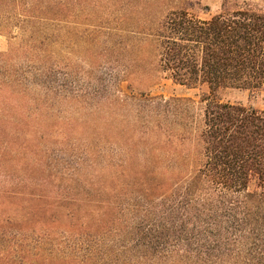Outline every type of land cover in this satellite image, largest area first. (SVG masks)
<instances>
[{
  "label": "trees",
  "instance_id": "obj_1",
  "mask_svg": "<svg viewBox=\"0 0 264 264\" xmlns=\"http://www.w3.org/2000/svg\"><path fill=\"white\" fill-rule=\"evenodd\" d=\"M203 1L0 0V264H264V7Z\"/></svg>",
  "mask_w": 264,
  "mask_h": 264
},
{
  "label": "rangeland",
  "instance_id": "obj_2",
  "mask_svg": "<svg viewBox=\"0 0 264 264\" xmlns=\"http://www.w3.org/2000/svg\"><path fill=\"white\" fill-rule=\"evenodd\" d=\"M252 4L264 7V0H251ZM220 0H204L202 8L199 11L203 18L213 16L220 12ZM209 9H205L207 7ZM18 37V30H2L0 32V52H6L10 42ZM132 92L135 94L144 93L150 97H163L166 100L170 98H192L198 100L199 90L187 89L176 85L167 75L163 74L153 79L152 83H146L140 88H135ZM224 101L231 103H241L245 106L257 110H264V91L247 90H227L222 93Z\"/></svg>",
  "mask_w": 264,
  "mask_h": 264
}]
</instances>
